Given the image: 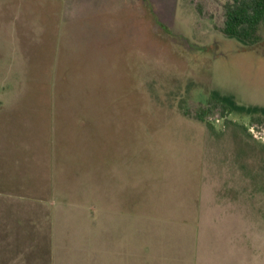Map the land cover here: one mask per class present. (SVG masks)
<instances>
[{
    "label": "rangeland",
    "instance_id": "rangeland-1",
    "mask_svg": "<svg viewBox=\"0 0 264 264\" xmlns=\"http://www.w3.org/2000/svg\"><path fill=\"white\" fill-rule=\"evenodd\" d=\"M232 3L0 0V264H52L56 107L132 124L137 225L198 236L166 264H264V116L238 112L264 108V24L226 37Z\"/></svg>",
    "mask_w": 264,
    "mask_h": 264
},
{
    "label": "crops",
    "instance_id": "crops-1",
    "mask_svg": "<svg viewBox=\"0 0 264 264\" xmlns=\"http://www.w3.org/2000/svg\"><path fill=\"white\" fill-rule=\"evenodd\" d=\"M162 8L170 12L168 5ZM54 113L58 139L53 145L50 175L52 190L61 200L55 203L56 211L52 207V264H166L163 258L169 256L167 250L173 260L177 252L192 250L198 238L195 233L172 234V230L165 231V225L144 233L143 226L137 225V219H143V184L141 146L132 124L124 122L116 134L117 127L111 129L106 122L109 120L89 116L79 123L75 112L62 107L54 108ZM71 131L72 137L67 138L70 144L64 148L63 136ZM113 136L122 139L120 153L116 146L107 145V139ZM195 212L198 219L206 216L203 208ZM176 225L172 227H180ZM176 237H187L189 241L181 244L182 240L174 241Z\"/></svg>",
    "mask_w": 264,
    "mask_h": 264
},
{
    "label": "trees",
    "instance_id": "trees-1",
    "mask_svg": "<svg viewBox=\"0 0 264 264\" xmlns=\"http://www.w3.org/2000/svg\"><path fill=\"white\" fill-rule=\"evenodd\" d=\"M264 24V0H233L226 5L223 33L230 39H236L246 46L262 41L259 31ZM239 113L264 116V108L238 107Z\"/></svg>",
    "mask_w": 264,
    "mask_h": 264
}]
</instances>
